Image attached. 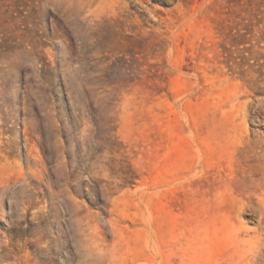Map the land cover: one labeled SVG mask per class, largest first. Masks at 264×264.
<instances>
[{
    "label": "rangeland",
    "instance_id": "rangeland-1",
    "mask_svg": "<svg viewBox=\"0 0 264 264\" xmlns=\"http://www.w3.org/2000/svg\"><path fill=\"white\" fill-rule=\"evenodd\" d=\"M0 264H264V0H0Z\"/></svg>",
    "mask_w": 264,
    "mask_h": 264
}]
</instances>
